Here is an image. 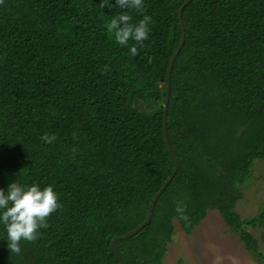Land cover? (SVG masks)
Instances as JSON below:
<instances>
[{"label": "trees", "instance_id": "16d2710c", "mask_svg": "<svg viewBox=\"0 0 264 264\" xmlns=\"http://www.w3.org/2000/svg\"><path fill=\"white\" fill-rule=\"evenodd\" d=\"M144 0L150 18L133 56L108 24L115 0H0V188L53 186L59 208L34 241L0 264H164L177 222L191 235L217 211L264 262L243 220L241 188L264 161V0ZM132 45V41H129ZM54 134L45 144L41 136ZM150 223L112 248L116 237ZM177 206L184 208L181 219ZM0 227V238L4 236ZM177 264H183L179 261Z\"/></svg>", "mask_w": 264, "mask_h": 264}, {"label": "clouds", "instance_id": "9594fccd", "mask_svg": "<svg viewBox=\"0 0 264 264\" xmlns=\"http://www.w3.org/2000/svg\"><path fill=\"white\" fill-rule=\"evenodd\" d=\"M111 5L109 0H101V8ZM115 6L122 12L111 18L108 30L114 35L116 44L128 46L130 53L135 56L138 47H143L144 41L149 39L151 21L148 16H144L133 24L128 10L142 12L144 0H115ZM129 41H132V45H129ZM55 139L54 134L45 133L41 136L45 144H51ZM57 201V193L51 185L41 188L37 184L14 181L6 188H0V227L5 234L0 240L6 242L10 253L20 254L22 241L37 239L39 229L47 227L46 219L59 208ZM176 212L181 219H186L182 206H177Z\"/></svg>", "mask_w": 264, "mask_h": 264}, {"label": "rangeland", "instance_id": "374dc122", "mask_svg": "<svg viewBox=\"0 0 264 264\" xmlns=\"http://www.w3.org/2000/svg\"><path fill=\"white\" fill-rule=\"evenodd\" d=\"M243 198L236 211L241 219L255 217L264 203V161L257 162L250 182L241 188ZM164 264H264L258 262L230 231L217 211H209L205 220L191 234L177 222ZM264 255V230H252Z\"/></svg>", "mask_w": 264, "mask_h": 264}, {"label": "water", "instance_id": "95a60500", "mask_svg": "<svg viewBox=\"0 0 264 264\" xmlns=\"http://www.w3.org/2000/svg\"><path fill=\"white\" fill-rule=\"evenodd\" d=\"M192 1L193 0H187L184 3V5L182 6L181 10H180V17L179 18H180V24H181V27H182V31H183V39H182V42H181L179 48L175 52V54H174V56H173V58H172V60L170 62V66H169V70H168L167 98H166L165 114H164V135H165V140H166V144H167V147H168V151H169L170 155L172 156V158H173V154H172V150H171V147H170V143H169V139H168V134H167V113H168V106H169V100H170V88H171L172 68H173L174 62L176 60V57L179 54V52L181 51V49H182V47L184 45V42H185V28H184V25L182 23L183 10ZM174 163H175V170H174L173 176L167 182V184L164 186V188H162L158 192V194L155 196L153 202L151 203V205L149 207L148 216H147V219L145 220V222L143 224H141L138 228H136L134 231H132L131 233H129L128 235H125V236H122V237H116L112 241V248H113L114 253H115V255H116L117 258H118V253H117V249H116L117 243L119 241L127 240V239L132 238L133 236H135L137 233H139L141 230H143L150 223V221L152 219V214L154 212V208H155L156 202L158 201V199L160 198V196L162 195V193L164 192V190L166 189V187L169 185V183L172 181V179L176 175V172L178 170V165H177V163H176L175 160H174ZM119 264H123V263L119 260Z\"/></svg>", "mask_w": 264, "mask_h": 264}]
</instances>
